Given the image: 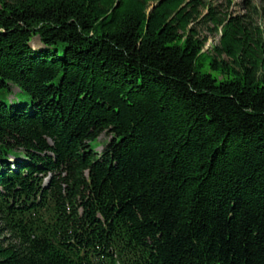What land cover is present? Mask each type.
I'll use <instances>...</instances> for the list:
<instances>
[{
	"label": "trees",
	"instance_id": "16d2710c",
	"mask_svg": "<svg viewBox=\"0 0 264 264\" xmlns=\"http://www.w3.org/2000/svg\"><path fill=\"white\" fill-rule=\"evenodd\" d=\"M0 264H264V29L0 0Z\"/></svg>",
	"mask_w": 264,
	"mask_h": 264
},
{
	"label": "rangeland",
	"instance_id": "374dc122",
	"mask_svg": "<svg viewBox=\"0 0 264 264\" xmlns=\"http://www.w3.org/2000/svg\"><path fill=\"white\" fill-rule=\"evenodd\" d=\"M216 8L217 14L220 16L235 17L240 16L249 20L253 25L264 29V0H208ZM202 16L206 15L208 10L201 9ZM214 25L212 22H202L198 25L200 37H207L208 42L206 49H211L212 46L219 43L220 35L214 33ZM110 137L107 134H102L100 140H108ZM97 140L94 144H101ZM102 145L98 147L100 150Z\"/></svg>",
	"mask_w": 264,
	"mask_h": 264
}]
</instances>
